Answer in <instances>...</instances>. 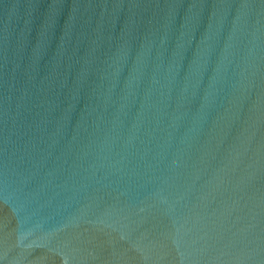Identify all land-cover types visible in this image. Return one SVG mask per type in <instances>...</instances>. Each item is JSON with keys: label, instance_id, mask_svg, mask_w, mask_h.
<instances>
[{"label": "water", "instance_id": "water-1", "mask_svg": "<svg viewBox=\"0 0 264 264\" xmlns=\"http://www.w3.org/2000/svg\"><path fill=\"white\" fill-rule=\"evenodd\" d=\"M0 264H264V0H0Z\"/></svg>", "mask_w": 264, "mask_h": 264}]
</instances>
